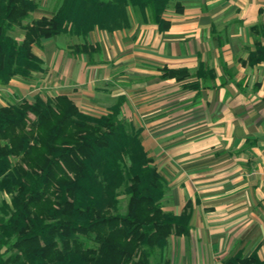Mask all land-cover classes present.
<instances>
[{
    "label": "trees",
    "instance_id": "16d2710c",
    "mask_svg": "<svg viewBox=\"0 0 264 264\" xmlns=\"http://www.w3.org/2000/svg\"><path fill=\"white\" fill-rule=\"evenodd\" d=\"M180 0H61L51 16L28 20L36 0H0V85L16 76L31 79L44 70L35 52L43 40L62 34L81 37L76 54L99 52L89 34L132 26L131 11L161 31L166 13ZM264 13V10H261ZM24 30L20 41L11 34ZM256 49L249 64L264 61V28L255 25ZM198 77L216 78L200 66ZM188 68H164L163 78H190ZM197 89L200 82L184 84ZM126 97L110 112L83 111L67 95L0 105V264H158L169 238L188 235L191 205L182 213L165 210L168 181L146 150L141 133L121 117ZM128 197L121 211L120 196ZM226 264H264L257 252L239 253Z\"/></svg>",
    "mask_w": 264,
    "mask_h": 264
},
{
    "label": "crops",
    "instance_id": "0c3cea01",
    "mask_svg": "<svg viewBox=\"0 0 264 264\" xmlns=\"http://www.w3.org/2000/svg\"><path fill=\"white\" fill-rule=\"evenodd\" d=\"M180 2L183 11L165 15L166 31L136 21L104 40L90 36L99 47L93 58L62 50L54 60L35 50L41 74L52 78L55 96H69L86 112L109 113L127 98L126 110L134 111L142 142L168 181L165 210L180 214L191 205L190 233L172 235L158 264H226L254 252L264 259V61L249 64L252 27L264 28V0ZM260 39L264 44V34ZM52 40H43L44 50ZM202 65L216 78L200 79ZM165 67L188 68L192 76L163 78ZM17 78L0 88L26 86ZM193 81L199 88L184 86ZM105 82L119 91L101 89Z\"/></svg>",
    "mask_w": 264,
    "mask_h": 264
},
{
    "label": "rangeland",
    "instance_id": "374dc122",
    "mask_svg": "<svg viewBox=\"0 0 264 264\" xmlns=\"http://www.w3.org/2000/svg\"><path fill=\"white\" fill-rule=\"evenodd\" d=\"M36 1L40 4L39 10L36 11L31 16V18L28 20V22H30L31 20L37 19L41 16H51L61 2V0H36ZM174 8L175 7L172 6L170 8V10L174 9ZM131 12H132L131 13L132 24L136 21L140 22V23H152V22L142 21L139 15H137L134 11H131ZM229 14L235 15L236 13H234V9H233L232 12L230 11ZM125 29H128V28H125ZM120 30H123V29H120ZM116 31H119V30H116ZM107 33H113V32H109L107 30L95 29V30L90 32L89 41H90V36H92L94 39H101L102 38L104 40L105 36H103L102 34L106 35ZM11 34L14 37H16L18 40L21 41L24 37V30L21 27H16L13 31H11ZM52 39H51L52 41H49L50 43L48 44V50L47 51L43 49L42 45L41 46H35L34 49L40 53H43L46 56L48 55L47 57H49V58L53 57L54 60H57L56 58L59 54H61L62 50L67 55H69V53H70V55L72 53L75 54V49H74L75 44H77V43L80 44V43H83V41H84L81 37L71 36V35H67V34H62V35L54 37ZM16 77H18L17 80L20 83L26 85L27 87L22 86L20 84L18 85V89H16L15 87H10V86L1 87L0 88V105H4V103H9V104L19 103V102H22L23 100L33 101L34 97L38 94L42 95L44 98L53 97L59 92L58 89L51 87L50 83H51L52 78L48 77L46 75H42L41 72H35L34 76L31 79H25V78L20 77V76H16ZM107 82H105L104 84H99L101 89H104L106 91H108V90L119 91L120 88H119V86H117V84H109ZM11 90H13V91L17 90L18 93H16L15 95L13 94V96L11 97L9 94V92H12ZM121 96H124V95H121ZM126 101H127V98H126L124 106H123V113H122L121 117L132 122L134 129L140 128L142 130V128L139 126V124L136 123V121H135L134 111H127L126 110V107H125ZM110 103H111L110 100L106 102V104H110ZM92 108L93 109L88 113L95 114V115L107 114V113L103 112L104 109H106V108H99V109H96L94 107H92ZM169 196H170V188L168 185L167 195L163 200L164 206L165 205L169 206L171 204ZM4 200L10 202L11 201V195L7 194L6 192H4L0 189V207H1L2 202ZM127 205H128V197L122 192V194L120 196L121 211H126ZM1 216H2V212H1V208H0V218H1ZM154 264H155V262H154Z\"/></svg>",
    "mask_w": 264,
    "mask_h": 264
}]
</instances>
